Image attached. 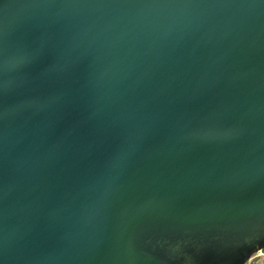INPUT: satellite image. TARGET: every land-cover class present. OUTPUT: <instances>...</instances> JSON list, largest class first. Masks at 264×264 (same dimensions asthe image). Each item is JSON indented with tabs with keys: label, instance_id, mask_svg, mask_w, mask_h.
<instances>
[{
	"label": "water",
	"instance_id": "1",
	"mask_svg": "<svg viewBox=\"0 0 264 264\" xmlns=\"http://www.w3.org/2000/svg\"><path fill=\"white\" fill-rule=\"evenodd\" d=\"M261 247L264 0H0V264Z\"/></svg>",
	"mask_w": 264,
	"mask_h": 264
},
{
	"label": "built area",
	"instance_id": "2",
	"mask_svg": "<svg viewBox=\"0 0 264 264\" xmlns=\"http://www.w3.org/2000/svg\"><path fill=\"white\" fill-rule=\"evenodd\" d=\"M243 264H264V247L255 250Z\"/></svg>",
	"mask_w": 264,
	"mask_h": 264
}]
</instances>
